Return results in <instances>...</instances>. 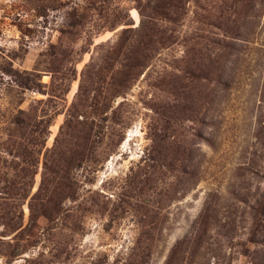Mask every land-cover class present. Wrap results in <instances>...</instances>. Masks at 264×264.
Instances as JSON below:
<instances>
[{
	"label": "rangeland",
	"instance_id": "1",
	"mask_svg": "<svg viewBox=\"0 0 264 264\" xmlns=\"http://www.w3.org/2000/svg\"><path fill=\"white\" fill-rule=\"evenodd\" d=\"M135 1L0 0V264H264V0Z\"/></svg>",
	"mask_w": 264,
	"mask_h": 264
},
{
	"label": "trees",
	"instance_id": "2",
	"mask_svg": "<svg viewBox=\"0 0 264 264\" xmlns=\"http://www.w3.org/2000/svg\"><path fill=\"white\" fill-rule=\"evenodd\" d=\"M182 3H183V0H136L135 6L140 16V22L138 25V29L140 31H143L146 29L143 33L149 35V38H151V36L155 34V32H153V30L149 31L150 26L154 27L157 23H160V22H166V21L177 22L178 21V19L180 18V13H182L181 12ZM125 18H126L125 15L120 16L119 18H116V27L120 23L125 21L124 20ZM127 32H128L127 28H123L121 30V33H120L121 43L119 44V46L123 45V43L126 41V39L124 40V38ZM147 50H148L147 48H142V49L135 48V49L130 50V54L135 53V54L140 55L142 59H146V56L144 54L146 53ZM141 62H142L141 58L134 60L131 67L133 68L143 67L144 63L143 62L141 63ZM134 75H135L134 72L130 71L128 73L127 71L125 73V79L121 81L120 86L124 87V85H126V83L130 81V79H133ZM10 77L12 78L13 76H10ZM37 78L38 77L36 75L31 74L23 78L22 80H11V82L23 90L35 91L37 87L39 86V83L37 82ZM18 113L23 114L22 110H19ZM51 122H52V117L48 116L45 121V131L48 132V128L51 125ZM78 123L79 121L77 120V113H70L66 116L62 128H65L66 130L67 129L71 130V129H74L76 124ZM14 124H17V122L14 121ZM69 130L64 133L68 135V137L71 135L69 133ZM47 132H44V130L43 131L41 130L43 137H47L46 135ZM59 134L61 135L63 133L59 132ZM60 146H61V143L58 142V137H57L55 140L54 146L50 150V152L58 155V153L60 152L59 151ZM54 159L52 158L51 161H53ZM48 161L49 159L45 158L44 160L45 167L47 166ZM71 162L72 160L70 161V163Z\"/></svg>",
	"mask_w": 264,
	"mask_h": 264
}]
</instances>
